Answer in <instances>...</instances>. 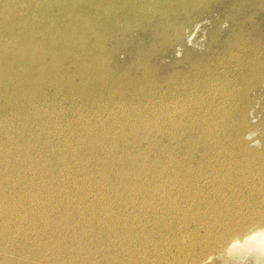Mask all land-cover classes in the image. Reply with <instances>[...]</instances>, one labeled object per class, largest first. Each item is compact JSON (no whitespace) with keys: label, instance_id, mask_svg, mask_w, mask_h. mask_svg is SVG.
I'll return each mask as SVG.
<instances>
[{"label":"bare ground","instance_id":"bare-ground-1","mask_svg":"<svg viewBox=\"0 0 264 264\" xmlns=\"http://www.w3.org/2000/svg\"><path fill=\"white\" fill-rule=\"evenodd\" d=\"M100 1H104V0H0V104L4 102L5 96H7L6 98H8V99H13L12 101H14V103H15L13 108H15V106H16L15 112L23 114V117H22L23 120L22 121L24 123V124H22L23 127H20L19 125H14L13 128L14 129L23 128L22 129L23 131L24 130H31L32 131V129H34V128L35 129H37V128L41 129L42 128V130H46L45 128H47V127L44 126L43 124H40V125L36 124L37 115L31 114V112L29 110L26 113H22L23 111L21 110L20 107L23 106L24 102L18 103V101L14 100V99L22 96V97H27L28 102L30 104H33V103L36 104L38 102L40 103L41 97L34 99L35 97L33 98V94H36L37 92H42V90H43V92H45V97H47V98L49 97L52 99L51 100L52 104L54 102H59L60 100H68V98L71 99L72 92H75V90L78 89V86L76 84V83H78V82H76V78H78V76L81 78L82 83L88 82L90 85L95 87L94 92L97 91L96 88H99V90H102L99 93V96L101 98H107V99L114 98L117 100H119V98H120L121 101H126L125 100V99H127L126 96L129 94L134 95V93H135V94H140L141 96L151 95V96L158 99V102H157L158 106L156 105L157 107L154 108V110L153 109L152 110L154 111V116H156V118L159 121V125H158V129H157L158 130L157 137H155V138H157V140L155 139L156 142L154 143V139H153L150 142V146H148L145 149L149 150L153 153H154V151H156L157 158L154 161L153 165H149L146 162L149 154L147 152H144V150H142V152L139 151L140 153L138 152V153L134 154V156H133L131 153L132 148L130 146L132 144L131 143L128 144L129 142L128 143L125 142L126 141L125 136L128 135L129 133L128 134L125 133L126 135L124 137L121 136L122 134H117V136L115 135V136H113V138L108 139L107 143L111 145V148H110L111 150L106 155L110 156L111 159L115 158L113 153H115L116 149L118 150V148L121 146H123L125 149H123V154L118 157L119 161H116L114 159L113 161H111L112 163H110L109 166L102 168L104 172L99 174L100 178L114 181V178H112V175H114L113 172H119V173H120V171L123 172V170H125V167L123 165H125L127 167H129V166L130 167H133V166L136 167L135 168L136 170L134 169L135 171H133V170H132L133 172H130V170L125 171L122 174L120 173L121 174L120 176L116 173L119 176V178L122 179V181L118 184V186H112V184H111V188H109V189H108V187H104L106 190H108L109 194L112 193L115 196H117L116 199L112 201L113 204L117 202L119 205L123 204V205L130 206V209L131 208L134 209V213L130 211L132 213L130 215V214H127L128 212L127 213L125 212L124 216L121 218H119V217L112 218L113 215H110L109 220L106 217L108 215L107 213L105 215L99 216V217H97L98 215L95 214L96 217L98 218V221H102V223L108 222L109 227L105 228V229L104 228L100 229L97 231V233L92 232V234H90L88 231H87L88 233L87 232H85V233L81 232L82 234H76L74 232V230L73 231L68 230V232L71 233V235L69 234L68 237H64L66 240L64 238H61V237L58 238L56 236L58 239L55 240V244H56L55 247L53 246L55 244L44 243V241H43L44 244L41 245V243H40L38 246H33V247H28L27 244L26 245L23 244V246L19 247L16 244V246L18 248H12V246H11V248L13 249V252L12 251L8 252V249L10 247H7V245H6V247L8 248V249L6 248L7 252L8 253L12 252V254L16 255V258H14L16 260L7 259V257H9V256H7L5 258V256H4L5 254H4L3 256H0V264H137V262L133 259H135L134 257H136L139 254V252L143 251V253L144 252L146 254L150 253V255H151L152 254L151 252L153 251V253L155 252V254H158L157 252H158V249L160 250V248H159L160 246H162V245H163V247L168 246L167 242L163 241V240L162 241L158 240V242L154 243V241H156V240H154V238H158V234H162L163 232H166L167 234H169V236L173 237L174 240H178V236L180 234H181L180 241L184 240V237L186 235L188 237L187 239L192 240L190 243L191 250L194 249L195 245H196V247L191 252V254L189 255L191 262H197L198 263V262L203 261V259L205 260L206 258H208L207 255H210L208 253L213 248H218V250L220 249L219 250L220 253L224 252L225 255L227 254V258L243 259L246 256H248V257L253 256L254 257L253 259H255V261L257 263L264 264V224H263L264 210L262 212H258V213L255 212L257 214V216H256L257 218H249L248 216H243V217L241 216L238 219L235 217V216H237V214H235V213L240 212L241 209L239 211H236V212L233 210L229 216L227 215L228 213L226 214L228 217H231V220H229L230 222H226V221L224 222L223 220H225V219L221 220L220 218H219V220L205 221L206 216H205V213H203V211H204L203 209L205 208V206L208 208V210L212 209L211 212H214V211L216 212L217 210H219V208H221V205H222V201L217 203V204L213 202L216 205L213 206L212 208H210V206H212V202H207V199L209 197H207L206 195L209 193H207L206 190H208L207 187H208V184L211 183V181H209V179L207 177V175H208L207 171H209V168L207 169V171L205 169L210 164H212L211 162H213V161L214 162L217 161L218 163L222 162V161H220L223 157V154L221 152L222 149L220 150V146H221L220 142H221V134H224V133L220 134L219 126H220V124H222V122H223L222 118H224V116H230V117L232 116V118L233 117L237 118L236 119L237 123L234 122V125H233V127L235 129L232 130V131H234V134H231L230 138H232V140H233V136H234L235 142H237L240 146L243 147L242 150L245 153H247V155H250L252 157L259 156L257 158H259L260 160L264 159L263 152L258 153V155H257L256 152H258V150L254 149L248 145L249 142L246 141L247 140L245 137L246 135L245 136L242 135L243 133L241 131L245 127H248V124H249L248 123L249 121H247V111L245 109L246 104H247V102H245V101L249 100L247 98V93H248L249 89L251 87H253V85L257 84L254 81H259V80L264 79V59L262 58V55H264V49L261 48L260 52H257V50H254L253 52H251L249 49H247V47L252 45V44H250V42H249V44H250L249 46H248L247 42H244V45H243L244 47H242L240 45V41H238L237 47H235L234 45H236V44H227L226 43L227 41L225 40L221 45L219 44L220 46L212 47L213 48L212 56L209 57L208 59L189 57L188 58V65H189L188 70L179 69V70H176L174 73L169 74L170 72L165 73V71H163V69L160 66H158V65L156 66L154 64V76L149 77V73H147V70L150 69V68H148L150 66L149 65V63L151 62L150 60L152 59L153 56L157 55L160 51L156 47H154V44H153V47H150V44H149L147 46V52H145L143 50L145 48H143V46L140 45L138 48H134V50H135L134 53L137 52L139 54V55L137 54L136 60H133V62L130 65L128 63L119 64L118 62H116L115 53L119 49H121L123 46L122 45L123 43H121V41L119 39L121 37V35L130 36V34H132L133 32H139L140 31L145 37H147V40L149 43L150 42L155 43V41H158L156 39V37H159L158 39H161L163 41L162 42L163 44H165L167 46L168 45L169 46L174 45V43H176L180 39V29L178 28L176 23H175V25L172 26V24H169V21H164L163 17H164V19L167 17L171 20H174L178 16H176V17L172 16L171 13H175L177 7H180L182 5H186V7H183L181 10H182V13L189 14V13H191L192 10H196L197 8L204 5L209 0H117L118 2L116 5H112V6L110 5V7L106 8V9L103 8V5H102L103 3ZM108 1L110 4L116 3L115 0H108ZM145 2H150V4L153 5L152 6L153 8H151V9L148 8L146 6ZM242 3L243 2L241 1V4ZM154 4H156V5H154ZM231 4H233V0H228V2L226 3V6H230ZM237 4L235 1V5H237ZM163 5H165V7L161 9V7H163ZM76 7H78L79 9L87 8L90 15H88V17H86L84 15L85 13L84 14L82 13V15L79 14L76 10ZM53 8H54V10L57 8L56 14H51L53 11ZM151 17L152 18H154V17L155 18H157V17L161 18V20L159 19L160 21H158L156 23V24H159V26H154V27H156L157 30H155L154 28H151V26L149 28L150 24H148L146 26L145 22H143V21L149 20ZM169 19H167V20H169ZM56 20H58L59 22H57ZM161 21H163V22H161ZM155 22H156V20H155ZM165 22L166 23L168 22V24H166ZM43 23H45V24L51 23V26L61 25L63 27V30H61L60 32L59 31H56L54 33L51 32V37H53V39H54L53 43L48 38L49 36L48 37L42 36V29H44V28H42ZM170 25L172 28H170ZM241 26H243V25H241ZM62 27H60V28H62ZM169 28H170V30H172V33L171 34L169 33L170 35L166 34V30ZM45 34H47V33H45ZM107 40L115 41L113 47H111V48L106 47L105 42ZM158 42H160V41H158ZM162 43L160 44V46L162 45ZM176 44H178V43H176ZM140 54H142V56ZM140 56L143 58L144 63L140 62V61H142ZM148 71H151V70H148ZM148 78L151 79V81H152L151 84L154 83V89L149 88V89H145L146 91H142V90L140 91L139 88L135 87V85H138V84L142 85V84L148 83L149 82ZM215 82H217V85L215 87H212ZM129 86H130L129 92L124 91ZM4 87H6V88H4ZM86 88H88V87L86 86ZM79 92H80V90H79ZM258 92H259V90H258ZM90 95H91V91L89 89V91L86 94V97L89 98ZM81 98H84V97H81ZM258 98H257V100H258ZM8 101H11V100H8ZM227 103L229 104V106H227ZM3 107H5L4 103L1 104V108H3ZM34 107H35V105L33 106V108ZM222 108H223V111H221ZM139 111H141V110H139ZM124 113H122V114H124ZM221 114H223V115H221ZM109 115H111V114H109ZM174 115L179 116V118H174L175 117ZM53 116L55 118V115H53ZM220 117H221V119H220ZM102 118H104V117H102ZM194 118H197V120ZM126 119H127V117H126ZM162 119H163V121L165 119L168 122L165 126L163 125L165 123V121L163 124L161 122ZM137 120H138V118H137ZM145 120L149 121L150 119L149 120L145 119ZM4 121H5V119H4ZM130 121L131 120H129V122ZM101 122H103V121H101ZM151 122H149V123H151ZM1 123H2V121H1ZM142 123H143V121H142ZM12 124H13V122H12ZM140 124H139V126H140ZM156 124H154V125H156ZM65 125H67V124H65ZM83 125H85V124H83ZM136 125L137 124H135L134 126L136 127ZM58 126H60V125H58ZM67 126H69V125H67ZM78 126H80V125H78ZM119 126L123 127L122 124ZM142 126H145V123ZM10 128H11V126H10ZM112 128L113 127H111V129ZM125 128H127V127H125ZM151 128H153V127H151ZM262 128H263V126H262ZM61 129H59V130H61ZM139 129L141 130L140 127H139ZM2 130H4V129H2ZM19 130H21V129H19ZM92 130H94V129H92ZM113 130H116V129H113ZM136 130H138V129H136ZM49 131H50V129H49ZM193 131H201L202 133H204V135H203L204 138L201 139V141H203L202 143L199 144V143L195 142L189 136L190 133ZM100 132H97V133H100ZM119 132H121V130ZM131 132H133V131H131ZM185 132H187V133H185ZM114 133H115V131H114ZM144 133L146 134L145 131H144ZM5 134H7V132ZM70 134H72V132ZM108 134H109V132H108ZM150 134H152V133H150ZM45 135H47V134H45ZM57 135H59V134H57ZM91 135H92V133H91ZM163 135H165L167 140H168V143L166 145H164V143H162L163 141L161 142L162 138H164ZM138 136L139 135H137V137ZM14 137H16V136H14ZM14 137H12V138H14ZM53 137L55 139V136H53ZM107 137L109 138L110 136H107ZM224 137H226V136H223V138ZM7 138H9V140H10V137H7ZM58 138H60V137H57V139ZM149 138H150V136H149ZM263 138L264 137H262V140H264ZM101 139H103V138H101ZM39 140H40V138H39ZM39 140L37 138H33V141L32 140L31 141L34 143V146H39L40 145L38 143V142H40ZM24 142H22V143H24ZM41 142H43V141L41 140ZM142 142H143V140H142ZM145 142H146V139H145ZM137 143L142 145V143L139 141H137ZM227 143H229V142H227ZM8 144H9V142H8ZM12 144H13V142H12ZM12 144H10V146ZM32 144H31V146H32ZM104 144H105V142L103 140H100V139L99 140L95 139V140L90 141V142L87 141L85 145L82 144V146L84 145L87 147V148H83L84 150L90 149V151H91L90 153L93 154L90 157V155H88V153H87V155L89 156V157H86L87 160H86L85 156L81 157L80 155H78L79 152L78 153L74 152L73 154H70V152L66 153L60 148H56V151H55L54 149L56 146L55 147L51 146L50 151L52 152L54 163H52V165L50 166L49 171L51 172V174H55L56 172H60L61 174L63 173L62 175L59 173L63 177L64 175L67 174V171H68L65 168L67 166V164L73 162L78 157H81L79 159H81L82 161L85 160L87 162L91 161L90 159L94 160V158L95 159L98 158L100 156V153L105 152L104 151L105 148H101L102 146H104ZM230 144H232V143H230ZM60 145H64V144H60ZM75 145H77V144H75ZM69 146L70 145H68V147ZM138 146L139 145H137V147ZM47 147H49V146H47ZM20 150H22V149L20 148ZM20 150H18V151L20 152ZM37 150H38V148H37ZM124 150H126V151L124 152ZM133 150H134V148H133ZM139 150H140V148H139ZM7 151H9V150H7ZM39 151H40V148H39ZM134 151L137 152V150H134ZM260 151H262V150H260ZM9 152H11V151H9ZM1 153H2V151H1ZM20 153L23 154L24 152H20ZM32 153H33V151H32ZM39 153L40 152H38V155H39ZM11 154H9V155H11ZM5 155H7V154H5ZM5 155L4 156L2 155V156L5 158L6 157ZM23 156L27 158V156H25V155H23ZM30 157L31 156H29V158ZM32 157H33V155H32ZM40 157H41V154H40ZM120 157L122 158V160L120 159ZM29 158H27V159H29ZM102 158H104V157H102ZM5 159H4V161H5ZM21 159L23 160V158H21ZM30 160H32V159H30ZM100 160H102V159H100ZM107 160H108V157H107ZM109 161H110V159H109ZM245 162H246V160H245ZM5 163L3 162V164H5ZM206 163H207V165H206ZM227 163H228V161H227ZM240 163H242V161ZM244 163H242V165ZM80 164H81V161H80ZM92 164H94V163H92ZM247 164H248V162H247ZM260 164H261L260 162L254 163L253 166L256 167L257 169H259L261 167ZM242 165H240V166H242ZM78 166H79V164H78ZM100 166H102V165L100 164V161H99L97 165H94L93 171H91V172L88 171L90 181L95 182L96 179L93 180V179H91V177H95L94 175H95V173H98ZM220 167L214 166V168H212L213 171L212 170L211 171L214 172V174H218V172L220 171ZM248 168H250V169L248 170ZM248 168H247V170L250 171L249 172L250 174H252L251 172H254L255 168L254 169L251 167H248ZM86 169H89V167L87 165H86ZM95 169H98L97 172H95ZM223 169H225V168H223ZM223 169H221V171ZM240 170H242V169H240ZM40 171H41V169H40ZM244 171H246V169ZM76 172H77V170H76ZM151 172H154V177L152 176L150 178L149 175L151 174ZM222 172H224V171H222ZM240 172L245 173L243 171H240ZM259 172H261V171H259ZM190 173L195 175V181H193V182L190 179ZM45 174H47V173H45ZM128 174H131V176L133 178L129 182L126 180V178H130L129 176L127 177ZM117 175H115V176H117ZM247 175H245V176H247ZM75 176H76V173H75ZM79 176H80V173H79ZM81 176H83V175H81ZM86 176H85V178H86ZM212 176H214V175H212ZM231 176H233V175H231ZM231 176H229V177H231ZM7 177H8V175H7ZM57 177H56V179H57ZM225 177H226V175H225ZM242 177H243V175H242ZM222 178H224V177H222ZM239 178H240V176H239ZM260 178H261V176H260ZM52 179H54V178L52 177ZM66 179H68V178L66 177ZM200 179H202L201 182H200ZM0 180H2V178H0ZM72 180H74V179H72ZM60 181H61V178H60ZM196 181H199V182L197 183V186H194ZM251 181H252V179H251ZM106 182H109V181H106ZM116 182H119V181H116ZM213 182H214V180H213ZM219 182H220V180H219ZM261 182L264 183L263 180ZM47 183H45V187L43 186L44 188H46ZM95 183L97 184V182H95ZM239 183H241V182H239ZM49 184H50V182H49ZM49 184H48V186H49ZM60 184H61V182H60ZM214 184H216V188H217L218 184L217 183H214ZM231 184H233V183H231ZM256 184H257V182H256ZM97 185H95V186H97ZM108 185H110V184H108ZM241 185H242V187L240 190L233 191L234 194L241 195L240 191L243 188H247V191H249L250 193L254 194L256 192L257 195L264 197V189L263 188L261 189L260 187L256 188L258 185L256 186L255 184H250V182L248 183L247 181L241 183ZM15 186H18V185H15ZM54 186H55V184H54ZM78 186H79V183H78ZM83 186H84V184H83ZM233 186H235V185H233ZM43 187L41 189H43ZM56 187L57 186H55V189H56ZM88 188H89V186H88ZM92 188H94V186ZM80 189H81V187H80ZM211 189H212V187H211ZM5 190H6V188H5ZM25 190H26V188H25ZM229 190H230V188H229ZM47 191H48V188H47ZM51 191H53V190H51ZM221 191H219V192H221ZM225 191H227V190H225ZM225 191H224V193H225ZM6 192H7V190H6ZM12 192H14V190ZM55 192L57 193V191H55ZM60 192L61 191H59V193ZM88 192L90 193V190ZM97 192H98V190H97ZM99 192H100V189H99ZM19 193H21V192H19ZM32 193H34V192H32ZM4 194L9 195L11 193H9V194L4 193ZM16 194H17V192H16ZM45 194H46V191H45ZM58 194H56V195H58ZM67 194H68V192H67ZM98 194H100V193H98ZM210 194H214V193H210ZM29 195H30V192H29ZM105 195H106V193H105ZM103 196H104V194H103ZM244 196H246V195H244ZM251 196H252V194H251ZM19 197H20V195H19ZM52 197H53V195H52ZM86 197H84V198H86ZM89 197H88V200L91 199ZM96 197H97V195H96ZM2 198L3 197H1V199ZM15 198H17V196ZM29 198H32V197H29ZM149 198H151V200H149ZM33 199H34V197H33ZM97 199H99V198H97ZM212 199H214V198H212ZM23 201L25 202L26 200H23ZM106 201L110 202V201H108V199ZM2 202H4V201H2ZM249 202H250V200H249ZM9 203H10V201H9ZM61 203H62V201H61ZM241 203H243V202H241ZM256 203H258V202H256ZM11 204H12V202H11ZM100 204H102V206ZM100 204L97 201L93 202L92 204L89 205L90 206L89 211H92L94 213H100V215L104 214L105 212H109V209L107 208V206L109 205L108 203H107L108 205L104 202H102ZM219 204H221V205H219ZM7 205L8 204H5L3 206H7ZM27 206H25V207H27ZM76 206H77V204H76ZM103 206H105V207H103ZM138 206H139V210H137ZM241 206L243 208V205H241ZM255 206H256V204H255ZM144 207H146V209H145L146 211H149L148 214L145 212L147 215H142L143 213L141 214L142 211H140V210H141V208H144ZM227 207H228V204H227ZM227 207H226V210H227ZM249 207H250V205H249ZM104 208H106V209H104ZM119 208H120V206H119ZM228 209L230 210L231 208L228 207ZM234 209H235V207H234ZM110 210H112V208ZM17 211H19V210H17ZM25 211L27 212V208ZM112 211H114V210H112ZM222 211H223V208H222ZM222 211L220 210V212H222ZM242 211H244V208ZM245 211L247 212V210H245ZM217 213H216V215L219 214V213L218 214ZM255 213H253V214H255ZM77 214H79V213H77ZM117 214H118V212H117ZM233 214L235 216H233ZM95 215H94V217H95ZM216 215L214 218H218V217H216ZM21 216H23V215H21ZM66 216H68V215H66ZM86 216H87V213H86ZM249 216H251V215L249 214ZM69 217H72V216L70 215ZM219 217H221V216H219ZM23 218H25V217H23ZM28 219H29V217H28ZM26 222H27V219H26ZM44 222H45V220H44ZM90 222L91 221L89 220V224L87 226V229L91 230L93 225ZM37 223H38V221H37ZM22 225L23 224H21V226ZM102 225L103 224H101L100 226H102ZM216 225H218L219 227L221 226V228H222L220 230L218 228V230H219L218 232L216 229ZM254 225H256V227ZM35 227H36V225H35ZM83 227H85L84 224H83ZM193 227H204L207 235L204 236L202 233L200 235H195V232L200 231L201 229H199V228L195 229ZM18 228H20V227H18ZM20 229H22V228H20ZM52 229H54V228H52ZM97 229H98V227H97ZM8 230H10V229H8ZM25 230H27V229H25ZM168 230H170L171 232L168 233L167 232ZM36 231H38V230H36ZM240 231H241V233H240ZM1 232H3V231H1ZM28 232H29V230H28ZM66 232H67V229H66ZM220 232H223V233L220 234ZM7 233H9V232H7ZM17 235L19 237V234H17ZM51 235H53V233H51ZM6 236H5V238H6ZM27 236L29 237V235H27ZM15 237H16V235H15ZM21 237H23V236H20V238ZM34 237H37V236H34ZM62 237H63V233H62ZM12 238H13V236H12ZM30 238H31V236H30ZM40 239H41V235H40ZM10 240H14V239H10ZM19 240H21V239H19ZM32 241H35V240H32ZM53 241H54V239H53ZM2 242H4V241H2ZM7 242H9V240ZM10 242H12V241H10ZM154 244L158 245V246L160 245V246L157 248V246H155ZM32 245L30 244L29 246H32ZM174 245L178 246L181 249V246L178 245V242L175 243ZM174 245H173V247H174ZM3 246H2V248L0 247L2 249V251L5 248V247L3 248ZM196 249H198V250L195 251ZM177 251H178V249H177ZM166 253L167 252H165V254ZM66 254H70V256L67 257ZM140 254H142V253H140ZM140 254L138 256H140ZM165 254L163 256H165ZM217 254H218V252H217ZM127 256H128V258H127ZM161 256H159V257H161ZM167 257H169V256H167ZM143 258H144V256H143ZM151 259H153V258H151ZM155 260H158V258ZM160 260L162 262V259H160ZM143 261H144V263H142V264H145L146 260L143 259ZM163 261H165V259ZM154 263H155V261H154ZM138 264H141V263H138ZM146 264H148V263H146ZM156 264H158V262Z\"/></svg>","mask_w":264,"mask_h":264},{"label":"rangeland","instance_id":"rangeland-1","mask_svg":"<svg viewBox=\"0 0 264 264\" xmlns=\"http://www.w3.org/2000/svg\"><path fill=\"white\" fill-rule=\"evenodd\" d=\"M235 1L236 4L235 5ZM238 1V2H237ZM241 1L243 2L241 4ZM233 0V4H231L230 6H226V3L228 2V0H209L208 2H206L204 5H202L201 7L197 8L196 10H192L191 13L189 14H184L182 13V8L186 7V5H182L180 7L176 8V12L175 13H171L172 16H178L176 19L171 20L169 18H165L163 17L164 21H169V24H172L178 26V28L180 29V39L174 43V45H165L163 44L161 39H158L159 37H156V39L158 41H155V43H149L147 40V37H145L140 31L139 32H133L132 34H130V36L128 35H121V37L119 38L121 43H123L122 48L119 49L116 53H115V58H116V62H118L119 64H126L128 63L129 65L133 62V60H136V56H137V52L134 53V48H138L140 45L143 46V49L145 52H147V46L150 44V47H156L160 52L153 56L152 59L150 60L151 62L149 63V67L151 71L147 70V73H149V77L154 76V64L157 66H160L163 71H165V73L170 72L169 74L174 73L176 70L182 69V70H188L189 65H188V58L192 57V58H202V59H208L209 57L212 56V47L215 46H220L225 40L227 41V44H236L234 45L235 47H237V43L238 41H240V45L242 47H244V42L248 43V46L250 44L249 47H247V49H249L251 52H253L254 50H257V52H260L261 48L264 49V0ZM261 1V2H260ZM103 4V8H108L110 7V5H116L117 4V0H115L116 3L114 4H110L108 0H104V1H100ZM251 2V3H250ZM257 2V3H256ZM260 2V3H259ZM146 6L148 8H153L152 4H150V2H145ZM151 5V6H150ZM156 5V4H154ZM169 5V4H168ZM235 5V6H234ZM150 6V7H149ZM234 6V7H233ZM240 6V7H239ZM165 5H163L162 8H164ZM239 7V8H238ZM57 9V8H56ZM56 9L53 11L51 14H56ZM239 9V10H238ZM246 9V10H245ZM76 10L79 14L82 15V13L88 17L89 12L87 10V8L85 9H79L78 7H76ZM234 11V12H233ZM241 11V12H240ZM230 13V14H229ZM245 13V14H244ZM46 14V13H45ZM228 14V15H227ZM83 15V16H84ZM158 16V15H157ZM248 17V18H247ZM47 18V17H46ZM60 19V18H59ZM161 18H150L149 20L143 21L145 22L146 26L148 24L149 28L151 26V28H154L155 30L156 27L154 26H159V24H156L158 21H160ZM169 19V20H167ZM253 19V20H252ZM156 20V22H155ZM178 20V21H177ZM235 20V21H234ZM57 22H59L58 20H56ZM177 21V22H176ZM233 21V22H232ZM239 21V22H238ZM163 22V21H161ZM174 22V23H173ZM179 22V23H178ZM238 22V23H237ZM61 23V22H60ZM166 23V22H165ZM243 25V26H241ZM156 24V25H155ZM168 24V22L166 23ZM50 25V26H49ZM238 27H237V26ZM51 27V28H50ZM61 25L59 26H51V23L42 24V28H46L45 30L42 29V36L44 37H48L51 42L53 43V37H51V32L54 33L56 31H61L63 30V27ZM50 28V29H49ZM170 28L171 25H170ZM167 29L166 30V34H171L172 30ZM53 29V30H52ZM56 29V30H55ZM44 30V31H43ZM65 30V29H64ZM238 30V31H237ZM47 33V34H45ZM235 33V34H234ZM241 33V34H240ZM243 33V34H242ZM169 34V35H170ZM234 35V36H233ZM243 35V36H242ZM242 36V37H241ZM123 37V38H122ZM125 37V38H124ZM241 37V38H240ZM125 39V40H124ZM124 40V41H123ZM232 40V41H231ZM243 40V41H242ZM237 41V42H236ZM115 41H110L107 40L105 42L106 47H113ZM125 42V43H124ZM250 42V44H249ZM162 43V45L160 46V44ZM220 44V45H219ZM255 46H254V45ZM160 48H159V47ZM252 46V47H251ZM131 47V48H130ZM246 47V46H245ZM255 48V49H254ZM137 50V49H136ZM132 51V52H131ZM134 55V56H133ZM139 55V54H138ZM142 56V54H140ZM140 56L141 60L140 62L144 63L143 58ZM262 58L264 59V55H262ZM127 64V65H128ZM145 65V64H144ZM142 68V67H141ZM143 69V68H142ZM133 71V70H132ZM153 79V78H152ZM81 78L78 76V78H76V83L78 86V89L75 90V92H72L71 94V99L68 98V100H60L59 102H54L52 104L51 102V98H47L45 97V92H37L36 94H33V98L37 99L39 97H41V102L36 103V104H30L28 102V98L27 97H17L14 100H17L18 103H23V106L20 107L21 110L23 111L22 113H26L28 110L31 112V114H35L37 115L36 117V124L40 125L43 124L44 126H46L47 128H45L46 130H42V128L39 130L37 129H32L31 130H22L23 128H19V129H14L13 126L14 125H19L20 127H23L22 124L23 123V114L15 112L16 111V106L15 108H13V106L15 105L14 101H12L13 99H8L6 98L7 96L4 97V104L5 107L1 108V103L0 104V153L2 151V155H5L6 159L0 154V178H2V180H0V199L1 197H3L0 200V247L2 248L3 246V251L0 248V256H5V258L7 256V259H14L16 258V255L12 254L13 249L12 248H18L17 246H23V244H27L28 247H33V246H38L40 243L41 245L44 243H50V244H55V240L58 238H64V237H68L69 234L71 235V233L68 232V230H74V232L76 234H82L85 232H89L90 234L93 233H97L98 230L100 229H105L109 227V223L108 222H103L102 221H98L99 216H103L106 213L108 214L106 217L109 220L110 215H113L112 218L114 217H123L124 213L128 212L127 214H132L131 212L134 213V209L131 208L130 206L127 205H123V204H118L116 203H112L113 200L116 199L117 196H115L112 193H108V190H106L104 187H108L111 188V184L112 186H118V184L122 181L121 178H119V176L125 172V171H129L133 172L135 171L136 167H127L125 165H123L125 167V170L120 171L119 172H113L114 175H112V178H114V181L111 180H106V179H102L100 178V173L104 172L102 168L109 166L110 163H112L111 161H113L114 159L116 161H119V156H121L123 154V149H125L123 146L119 147L118 150H115V153H113V155L115 156L114 159H111L110 156L106 155L111 149V145L107 143L108 139L113 138V136H117V134H122L121 136H125L126 137V141L125 142H129L128 144H132L131 146V153L134 156V154L138 153L139 151L142 152V150H144V152H147L148 155V159H147V163L149 165H153L154 161L157 158L156 155V151L151 152L149 150H146L145 148H147L148 146H150V142L154 139V143L156 142L157 138V133H158V125H159V121L156 118V116H154V108H156L158 106V99L151 96V95H144L141 96L140 94H135L134 95H127V99H125L126 101H121V99L119 98V100L111 98V99H107V98H101L99 96V93L102 90H99V88H96L97 91L94 92L95 87H93L92 85H90L88 82H83ZM148 83L145 84H138L135 85V87L139 88L140 91H146L145 89H149V88H153L154 89V83L151 84V79H149ZM257 84H255V83ZM253 83L255 85H253V87H251L247 93V98L249 100H246L245 102H247L246 104V111H247V121H249L248 123V127H245L244 129H242V135H246V141L249 142V146L257 149L258 153L263 152L264 155V140H262V137H264V79L259 80V81H254ZM86 83V84H85ZM89 84V85H88ZM217 85V82H215L213 84L212 87H215ZM86 86L88 88H86ZM255 86V87H254ZM145 87V88H144ZM6 88V87H4ZM84 88V89H83ZM129 87H127V89H125L124 91H128L129 92ZM91 91V95L89 98L86 97L87 92ZM80 90V92H79ZM82 90V91H81ZM85 90V91H84ZM88 90V91H87ZM259 90V92H258ZM45 91V90H44ZM74 91V90H73ZM93 91V92H92ZM140 93V92H139ZM47 94V93H46ZM85 96H84V95ZM9 96V95H8ZM76 96V97H75ZM133 96V97H132ZM148 96V97H147ZM84 97V98H81ZM258 100H257V98ZM76 98V99H75ZM43 99V100H42ZM11 100V101H8ZM98 100V101H97ZM260 100V101H259ZM48 101V102H47ZM79 101V102H78ZM130 101V102H129ZM135 102V103H134ZM244 102V103H245ZM9 103V104H8ZM78 103V104H77ZM80 103V104H79ZM39 104V105H38ZM35 105V107L33 108V106ZM60 105V106H59ZM150 105V106H149ZM157 105V106H156ZM9 106V107H8ZM227 106H229V104L227 103ZM42 107V108H41ZM63 107V108H62ZM79 107V108H78ZM182 107V106H181ZM8 108V109H7ZM23 108V109H22ZM33 108V109H32ZM46 108V109H45ZM57 108V109H56ZM147 108V109H146ZM61 109V110H60ZM141 111H139V110ZM146 109V110H145ZM153 109V110H152ZM37 110V111H36ZM42 111V112H41ZM109 111V112H108ZM221 111H223V108L221 109ZM36 112V113H35ZM50 112V113H49ZM88 112V113H87ZM125 112V113H124ZM140 112V113H139ZM12 113V114H11ZM54 113V114H53ZM59 115H58V114ZM113 113V114H112ZM124 113V114H122ZM131 113V114H130ZM150 113V114H149ZM39 114V115H38ZM44 114V115H43ZM111 114V115H109ZM19 115V116H18ZM55 115V118L54 116ZM87 115V116H86ZM116 115V116H115ZM118 115V116H117ZM122 115V116H121ZM127 115V116H126ZM153 115V116H152ZM223 115V114H221ZM53 116V117H52ZM86 116V117H85ZM104 118H102V117ZM129 116V117H128ZM174 118H179V116L174 115ZM235 116V115H234ZM40 117V118H39ZM52 117V118H51ZM94 117V118H93ZM98 117V118H97ZM115 119H114V118ZM127 117V119H126ZM133 117V118H132ZM42 118V119H41ZM50 118V119H49ZM86 118V119H85ZM138 118V120H137ZM152 118V119H151ZM166 118V117H165ZM5 119V121H4ZM53 119V120H52ZM73 119V120H72ZM85 119V120H84ZM90 119V120H89ZM141 119V120H140ZM145 119H150L149 121L145 120ZM197 120V118H194ZM221 119V117H220ZM219 119V120H220ZM236 117L232 116H224V118H222L223 122L222 124H220L219 126V130H220V134H221V142H220V150L223 154V157L220 161V163L216 162H211L212 164H210L208 167H206V171L209 168L208 172V179L209 181H211V183L208 184V190L206 196L209 197L207 199V202H212V206H210V208H212L213 206H215L217 203L222 201V205L221 208H219V210H217L215 213L211 212L212 209L208 210V208L205 206V208L203 209V213H205V221H214V220H219V218L221 220H223L224 222H230L229 220H231V217H228L232 211L234 210L239 211L235 214H237V216H235L233 214V216H235L237 219L239 217H243V216H248L249 218H257V214L258 212H262L264 210V197L257 195L256 192L250 193L249 191H247V188H243L240 192L241 195H236L234 194L233 191L235 190H240L242 185L241 183L247 181L248 183L250 182V184H255L257 187L256 188H263L264 189V183L261 182L262 180L264 181V159H259L257 157H252L250 155H247V153H245L242 150V146H240L237 142H235L234 136H233V140L232 138H230L231 134H234V130L235 128L233 127L234 122H236ZM50 120V121H49ZM58 120V121H57ZM75 120V121H74ZM129 120H131L129 122ZM135 120V121H134ZM154 120V121H153ZM201 120V119H200ZM2 121V123H1ZM48 121V122H47ZM85 121V122H84ZM88 121V122H87ZM103 121V122H101ZM143 121V123H142ZM152 121V122H151ZM158 121V122H157ZM165 121V123H164ZM162 119V124L165 126L168 122L164 119ZM232 121V122H231ZM13 122V124H12ZM20 122V123H19ZM47 122V123H46ZM61 122V123H60ZM65 122V123H64ZM78 122V123H77ZM95 122V123H94ZM110 122V123H109ZM112 122V123H111ZM132 122V123H131ZM137 122V123H136ZM148 122V123H147ZM151 122V123H149ZM7 123V124H6ZM19 123V124H18ZM70 123V124H69ZM87 123V124H86ZM126 123V124H125ZM145 123V126H142ZM153 123V124H152ZM157 123V124H156ZM232 123V124H231ZM50 126H49V125ZM54 124V125H53ZM57 124V125H56ZM69 126H67V125ZM85 124V125H83ZM89 124V125H88ZM93 124V125H92ZM107 124V125H106ZM117 124V125H116ZM119 126V125H121ZM135 124L136 127L134 126ZM140 124V126H139ZM156 124V125H154ZM49 127H48V126ZM60 125V126H58ZM80 125V126H78ZM112 125V126H111ZM116 125V126H115ZM128 125V126H127ZM133 125V126H132ZM227 125V126H226ZM5 126V127H4ZM11 126V128H10ZM75 126V127H74ZM84 126V127H83ZM96 126V127H95ZM131 126V127H130ZM138 126V127H137ZM157 126V127H156ZM263 126V128H262ZM72 127V128H71ZM91 127V128H90ZM98 127V128H97ZM103 127V128H102ZM111 127H113L111 129ZM127 127V128H125ZM139 127L141 128V130L139 129ZM149 127V128H148ZM153 127V128H151ZM11 130H10V129ZM62 128V129H61ZM64 128V129H63ZM66 128V129H65ZM71 128V129H70ZM89 128V129H88ZM122 128V129H121ZM138 130H136V129ZM4 129V130H2ZM6 129V130H5ZM14 129V130H13ZM50 129V131H49ZM54 131H53V130ZM58 129V130H57ZM61 129V130H59ZM94 129V130H92ZM97 129V130H96ZM116 129V130H113ZM127 129V130H126ZM129 129V130H128ZM143 129V130H142ZM147 129V130H146ZM2 130V131H1ZM9 130V131H8ZM70 130V131H69ZM107 130V131H106ZM121 130V132L119 131ZM150 130V131H149ZM154 130V131H153ZM56 131V132H55ZM63 131V132H62ZM84 131V132H83ZM101 131V132H100ZM104 131V132H103ZM115 131V133H114ZM133 131V132H131ZM141 131V132H140ZM144 131L146 132V134L144 133ZM148 131V132H147ZM152 131V132H151ZM226 131V132H225ZM7 132V134H5ZM11 132V133H10ZM19 132V133H18ZM23 134H22V133ZM41 134H40V133ZM48 132V133H47ZM50 132V133H49ZM55 132V133H54ZM72 132V134H70ZM76 132V133H75ZM100 132V133H97ZM106 132V133H105ZM109 132V134H108ZM112 132V133H111ZM135 132V133H134ZM138 134H137V133ZM143 132V133H142ZM232 132V133H231ZM18 133V134H17ZM21 133V134H20ZM27 133V134H26ZM39 133V134H38ZM44 133V134H43ZM52 133V134H51ZM59 135H57V134ZM62 133V134H61ZM92 133V135H91ZM95 133V134H94ZM124 133V134H123ZM126 133V134H125ZM152 133V134H150ZM187 133V132H185ZM230 133V134H229ZM43 134V135H42ZM47 134V135H45ZM107 134V135H106ZM112 134V135H111ZM145 134V135H144ZM189 134V133H188ZM201 134V135H200ZM28 135V136H27ZM33 135V136H32ZM50 135V136H49ZM61 135V136H60ZM63 135V136H62ZM81 135V136H80ZM137 135H139L137 137ZM145 137H143V136ZM194 135V136H193ZM204 133H202L201 131H193L190 133V137L197 143H202L203 141H201V139L204 138ZM262 135V136H261ZM10 137L9 138L7 137ZM16 136V137H14ZM23 136V137H22ZM40 136V137H39ZM43 136V137H42ZM55 136V139L54 137ZM97 136V137H96ZM103 136V137H102ZM107 136H110L109 138ZM132 136V137H131ZM150 136V138H149ZM196 136V137H195ZM201 136V137H200ZM223 136H226L223 138ZM4 137V138H3ZM14 137V138H12ZM20 137V138H19ZM40 140H39V138ZM57 137H60L57 139ZM82 137V138H81ZM84 137V138H83ZM131 137V138H130ZM164 138H162L161 142L164 143V145H166L168 143V140L166 138L165 135H163ZM26 138V139H25ZM32 138V139H31ZM33 138H37L40 142L41 140L43 142H38L40 145L39 146H34ZM45 138V139H44ZM50 138V139H49ZM64 138V139H63ZM74 138V139H73ZM103 138V139H101ZM137 138V139H136ZM230 140H229V139ZM12 139V140H11ZM15 139V140H14ZM22 139V140H21ZM25 139V140H24ZM49 139V140H48ZM60 139V140H59ZM66 139V140H65ZM72 139V140H71ZM85 139V140H84ZM103 140L105 142L104 146H102L101 148H105L104 151L100 153V156L98 158H94L90 159L91 161L87 162V161H82L81 157L85 156L89 157L88 155H90V157L93 155L90 152V149H86L84 150L83 148H87L86 146H84L86 144V142H90L93 140ZM146 139V142H145ZM156 139V140H155ZM227 139V140H226ZM264 139V138H263ZM4 142H3V141ZM8 140V141H7ZM19 140V141H18ZM32 140V141H31ZM50 142H48V141ZM55 140V141H54ZM59 140V141H58ZM69 140V141H68ZM90 140V141H89ZM130 140V141H129ZM135 140V141H134ZM143 140V142H142ZM225 140V141H224ZM21 141V142H20ZM25 141V142H24ZM29 141V142H28ZM46 141V142H45ZM53 141V142H52ZM137 141L141 142L142 145L138 144ZM3 142V143H2ZM9 142V144H8ZM13 142V144H12ZM17 142V143H16ZM24 142V143H22ZM57 142V143H56ZM68 144H67V143ZM77 142V143H76ZM145 142V143H144ZM229 142V143H227ZM16 143V144H15ZM33 143V144H32ZM45 143V144H44ZM52 143V144H51ZM55 143V144H54ZM232 143V144H230ZM235 143V144H234ZM10 144H12L10 146ZM15 144V145H14ZM30 144V145H29ZM32 144V146H31ZM60 144H64V145H60ZM67 144V145H66ZM77 144V145H75ZM82 144H84L82 146ZM229 144V145H228ZM263 144V145H262ZM10 147H9V146ZM68 145H70L68 147ZM108 145V146H107ZM136 145V146H135ZM137 145H139L137 147ZM231 145V146H230ZM254 145V146H253ZM8 146V147H7ZM30 146V147H29ZM49 146V147H47ZM55 147V151L56 148H60L62 149L64 152L73 154L74 152H79L78 155H80L81 157H78L76 160H74L73 162L67 164V166L65 167L67 171V176L64 175L63 177L61 176L62 174L60 172H56L55 174H51V172L49 171L50 166L52 165V163H54V159L52 156V152L50 151V147ZM60 146V147H59ZM24 147V148H23ZM34 147V148H33ZM62 147V148H61ZM229 147V148H228ZM256 147V148H255ZM3 148V149H2ZM9 148V149H8ZM20 148L22 150H20ZM38 148V150H37ZM40 148V151H39ZM70 148V149H69ZM77 148V149H76ZM90 148V147H89ZM100 148V149H101ZM109 148V149H108ZM122 148V149H121ZM137 150L134 151L133 150ZM140 148V150H139ZM262 148V149H261ZM17 149V150H16ZM25 149V150H24ZM44 149V150H43ZM66 149V150H65ZM94 149V148H93ZM107 149V150H106ZM227 149V150H226ZM4 150V151H3ZM11 152H9V151ZM18 150H20V152H24L23 154H21ZM28 150V151H27ZM36 150V151H35ZM262 150V151H260ZM6 151V152H5ZM28 153H27V152ZM33 151V153H32ZM39 155H38V152ZM89 151V152H88ZM121 151V152H120ZM126 150H124L125 152ZM229 151V152H228ZM18 152V153H17ZM84 152V153H83ZM139 152V153H140ZM232 152V153H231ZM12 153V154H11ZM26 153V154H25ZM36 153V154H35ZM49 153V154H48ZM88 153V155H87ZM119 153V154H118ZM11 154V155H9ZM41 154V157H40ZM82 154V155H81ZM155 154V155H154ZM22 155V156H21ZM23 155L27 156V158H29V156H31L29 159H27L26 157H24ZM33 155V157H32ZM87 155V156H86ZM154 155V156H153ZM246 155V156H245ZM8 156V157H7ZM153 156V157H152ZM239 156V157H238ZM249 156V157H248ZM23 158V160L21 158ZM50 157V158H49ZM104 157V158H102ZM108 157V160H107ZM233 157V158H232ZM246 157V158H245ZM248 157V158H247ZM5 161H4V159ZM25 158V159H24ZM3 159V160H2ZM10 159V160H9ZM32 159V160H30ZM48 159V160H47ZM102 159V160H100ZM110 159V161H109ZM120 159L122 160V158L120 157ZM87 160V158H86ZM231 160V161H230ZM244 160V161H243ZM246 160V162H245ZM254 160V161H253ZM5 164H3V162ZM9 161V162H8ZM52 161V162H51ZM81 161V164H80ZM96 161V162H95ZM100 161V164L102 166H100L99 170L95 169V177H91V179L95 180V182H97V184L93 181H90L89 178V172L94 170V165H97L98 162ZM115 161V162H116ZM226 161V162H225ZM228 161V163H227ZM242 161V163H244L242 165V163H240ZM26 162V163H25ZM48 162V163H47ZM83 162V163H82ZM87 162V163H86ZM91 162V163H90ZM248 162V164H247ZM260 162L261 167L259 169H257L256 167L253 166L254 163H258ZM76 163V164H75ZM79 166H78V164ZM94 163V164H92ZM97 163V164H96ZM122 163V162H121ZM124 163V162H123ZM219 165H218V164ZM263 163V164H262ZM20 164V165H19ZM27 164V165H26ZM92 164V165H91ZM117 164V163H116ZM146 164V163H145ZM215 164V165H214ZM233 164V165H232ZM235 164V165H234ZM71 165V166H70ZM77 165V166H76ZM86 165L89 167V169H86ZM90 165V166H89ZM148 165V166H149ZM207 165V163H206ZM242 165V166H240ZM246 165V166H245ZM3 166V167H2ZM69 166V167H68ZM211 166V167H210ZM213 166V167H212ZM214 166H218L220 167V171L218 172V174H214V172H212V168H214ZM228 166V167H227ZM233 166V167H232ZM240 168H239V167ZM263 166V167H262ZM5 167V168H4ZM42 167V168H41ZM72 167V168H71ZM78 167V168H77ZM123 167V168H124ZM127 167V168H126ZM245 167V168H244ZM255 168L254 172H251L252 174H250L248 171L250 168ZM77 168V169H76ZM225 168V169H223ZM234 168V169H233ZM248 168V170H247ZM3 169V170H2ZM5 169V170H4ZM41 169V171H40ZM71 171H70V170ZM77 172H76V170ZM81 169V170H80ZM135 169V170H134ZM138 169V168H137ZM221 169H223L222 172ZM239 169V170H238ZM242 169V170H240ZM246 169V171H244ZM9 170V171H8ZM122 170V169H121ZM133 170V171H132ZM212 170V171H211ZM229 170V171H228ZM232 172H231V171ZM235 170V171H234ZM263 170V171H262ZM43 171V172H42ZM48 171V172H47ZM81 171V172H80ZM89 171V172H88ZM238 171V172H237ZM240 171H243L245 173H242ZM256 171V172H255ZM261 171V172H259ZM73 172V173H72ZM227 172V173H226ZM235 174H234V173ZM35 173V174H34ZM44 173V174H43ZM47 173V174H45ZM61 175H60V174ZM76 173V176H75ZM80 173V176H79ZM119 175H117V174ZM136 173V172H135ZM222 173V174H221ZM226 173V174H225ZM231 173V174H230ZM249 175H247V174ZM25 174V175H24ZM70 174V175H69ZM230 174V175H229ZM5 175V176H4ZM8 175V177H7ZM46 175V176H45ZM50 175V176H49ZM53 175V176H52ZM83 175V176H81ZM87 175V176H86ZM117 175V176H115ZM214 175V176H212ZM222 175V176H221ZM224 175V176H223ZM226 175V177H225ZM228 175V176H227ZM233 175V176H231ZM237 177H236V176ZM243 175V177H242ZM247 175V176H245ZM263 175V176H262ZM31 176V177H30ZM44 178H43V177ZM58 176V177H57ZM61 176V177H60ZM86 176V178H85ZM99 176V177H98ZM130 178H126V180L129 182L131 181L133 178L131 176V174H128L127 177ZM154 177V172H151V174L149 175V177ZM192 176V177H191ZM231 176V177H229ZM240 176V178H239ZM245 176V177H244ZM261 176V178H260ZM27 177V178H26ZM49 177V178H48ZM52 177L54 179H52ZM57 177V179H56ZM61 181H60V178ZM66 177L68 179H66ZM70 177V178H69ZM220 177V178H219ZM224 177V178H222ZM229 177V178H228ZM248 177V178H247ZM263 177V178H262ZM4 178V179H3ZM10 178V179H9ZM48 178V179H47ZM119 178V179H118ZM236 178V179H235ZM248 180H247V179ZM254 178V179H253ZM47 179V180H46ZM71 179V180H70ZM74 179V180H72ZM100 179V180H99ZM190 179L191 181H195V175L190 173ZM222 179V180H221ZM238 179V180H237ZM252 179V181H251ZM261 179V180H260ZM7 180V181H6ZM13 180V181H12ZM45 180V181H44ZM51 180V181H50ZM55 180V181H54ZM57 180V181H56ZM83 180V181H82ZM99 180V181H98ZM102 180V181H101ZM202 179H200L201 182ZM214 180V182H213ZM220 180V182H219ZM233 180V181H232ZM256 180V181H255ZM260 180V181H259ZM15 181V182H14ZM21 181V182H20ZM61 184H60V182ZM85 181V182H84ZM104 181V182H103ZM109 181V182H106ZM119 181V182H116ZM222 181V182H221ZM231 181V182H230ZM237 181V182H236ZM254 181V182H253ZM7 182V183H6ZM18 182V183H17ZM23 182V183H22ZM44 184H43V183ZM48 182V183H47ZM50 182V184H49ZM53 182V183H52ZM58 182V183H57ZM83 182V183H82ZM93 182V183H92ZM199 181H196L194 186H197V183ZM226 182V183H225ZM241 182V183H239ZM257 182V184H256ZM17 183V184H16ZM20 183V184H19ZM45 183L46 184V188L45 187ZM79 183V186H78ZM86 183V184H85ZM105 185H104V184ZM217 183V188H216V184ZM224 183V184H223ZM229 183V184H228ZM233 183V184H231ZM237 183V184H236ZM39 184V185H38ZM49 184V186H48ZM56 189H55V186ZM59 184V185H58ZM66 184V185H65ZM70 184V185H69ZM77 184V185H76ZM84 184V186H83ZM91 184V185H90ZM110 184V185H108ZM212 184V185H211ZM220 184V185H219ZM226 184V185H225ZM228 184V185H227ZM231 184V185H230ZM263 184V185H262ZM13 185V186H12ZM18 185V186H15ZM33 185V186H32ZM63 185V186H62ZM73 185V186H72ZM97 185V186H95ZM215 185V186H214ZM235 185V186H233ZM5 186V187H4ZM12 186V187H11ZM26 186V187H25ZM40 186V187H39ZM44 186V187H43ZM48 186V187H47ZM89 186V188H88ZM91 186V187H90ZM94 186V188H92ZM224 186V187H223ZM15 189H14V188ZM24 187V188H23ZM35 187V188H34ZM37 187V188H36ZM43 187V189H41ZM71 187V188H70ZM81 187V189H80ZM98 187V188H97ZM212 187V189H211ZM240 187V188H239ZM4 188V189H3ZM7 192H6V190ZM13 188V189H12ZM26 188V190H25ZM48 188V191H47ZM51 188V189H50ZM65 188V189H64ZM84 188V189H83ZM215 188V189H214ZM219 188V189H218ZM230 188V190H229ZM234 188V189H233ZM32 189V190H31ZM40 189V190H39ZM45 189V190H44ZM64 189V190H63ZM90 190V193L88 192ZM95 191H94V190ZM100 189V192H99ZM211 189V190H210ZM217 189V190H216ZM223 189V190H222ZM232 189V190H231ZM14 190V192H12ZM21 192V193H19ZM43 190V191H42ZM53 190V191H51ZM98 190V192H97ZM222 190V191H221ZM227 190V191H225ZM229 190V191H228ZM23 191V192H22ZM28 193H27V192ZM43 193H42V192ZM46 191V194H45ZM57 191V193L55 192ZM59 191H61L59 193ZM83 191V192H82ZM103 193H102V192ZM106 191V192H105ZM221 191V192H219ZM225 191V193H224ZM2 192V193H1ZM17 192V194H16ZM30 192V195H29ZM34 192V193H32ZM37 192V193H36ZM41 192V193H40ZM49 192V193H48ZM52 192V193H51ZM58 194V195H56ZM68 192V194H67ZM85 192V193H84ZM88 192V193H87ZM93 192V193H92ZM106 195H105V193ZM216 192V193H215ZM218 192V193H217ZM245 192V193H244ZM4 193H11L9 195L4 194ZM48 193V194H47ZM97 193V194H96ZM100 193V194H98ZM102 193V194H101ZM210 193H214V194H210ZM232 193V194H231ZM4 194V195H3ZM22 194V195H21ZM26 194V195H25ZM33 194V195H32ZM85 194V195H84ZM89 194V195H88ZM104 194V196H103ZM217 194V195H216ZM252 194V196H251ZM13 197H12V196ZM20 195V197H19ZM35 195V196H34ZM53 195V197H52ZM64 195V196H63ZM66 195V196H65ZM81 195V196H80ZM88 195V196H87ZM97 195V197H96ZM210 195V196H209ZM216 195V196H215ZM236 195V196H235ZM246 195V196H244ZM11 198H10V197ZM17 196V198H15ZM83 196V197H82ZM87 196V197H86ZM90 196V197H89ZM94 196V197H93ZM153 196V195H152ZM222 196V197H221ZM32 197V198H29ZM34 197V199H33ZM52 197V198H51ZM57 197V198H56ZM61 197V198H60ZM76 197V198H75ZM79 197V198H78ZM82 197V198H81ZM86 197V198H84ZM88 197L91 198L88 200ZM102 197V198H101ZM108 199L107 202L106 198ZM244 197V198H243ZM247 197V198H246ZM8 198V199H7ZM64 200H63V199ZM99 198V199H97ZM113 198V199H112ZM214 198V199H212ZM243 198V199H242ZM13 199V200H12ZM18 199V200H17ZM33 199V200H32ZM40 199V200H39ZM58 199V200H57ZM60 199V200H59ZM83 199V200H82ZM86 199V200H85ZM12 200V201H11ZM21 200V201H20ZM23 200H26L25 202ZM68 200V201H67ZM85 200V201H84ZM149 200H151V198H149ZM212 200V201H211ZM240 200V201H239ZM250 200V202H249ZM254 200V201H253ZM4 201V202H2ZM10 201V203H9ZM17 201V202H16ZM35 201V202H34ZM59 201V202H58ZM62 201V203H61ZM82 201V202H81ZM97 201L99 204L104 202V203H108L107 208L109 209V212H105L104 214L100 213H94L92 211H89L90 209V204H92L93 202ZM101 201V202H100ZM205 201V200H204ZM216 201V202H215ZM12 202V204H11ZM20 202V203H19ZM27 202V203H26ZM64 202V203H63ZM66 202V203H65ZM77 202V203H76ZM79 202V203H78ZM86 202V203H85ZM153 202V201H152ZM216 204H214V203ZM225 202V203H224ZM243 202V203H241ZM255 202V203H254ZM258 202V203H256ZM260 202V203H259ZM16 203V204H15ZM23 205H22V204ZM69 203V204H68ZM151 203V202H150ZM243 205L244 211L242 206ZM249 203V204H248ZM5 204H8L7 206H3ZM10 204V205H9ZM21 204V205H20ZM25 204V205H24ZM30 206H29V205ZM36 204V205H35ZM77 204V206H76ZM209 204V203H208ZM226 204V205H225ZM231 208L230 210L227 207ZM256 204V206H255ZM263 204V205H262ZM28 205V206H27ZM59 205V206H58ZM62 205V206H61ZM66 205V206H65ZM88 205V206H87ZM102 206V204H100ZM117 205V206H116ZM120 208H119V206ZM231 205V206H230ZM250 205V207H249ZM14 206V207H13ZM21 206V207H20ZM27 206V207H25ZM61 206V207H60ZM84 206V207H83ZM110 206V207H109ZM115 206V207H114ZM123 206V207H122ZM125 206V207H124ZM241 206V207H240ZM3 207V208H2ZM10 207V208H9ZM13 207V208H12ZM25 207V208H24ZM44 207V208H43ZM64 207V208H63ZM105 207V206H103ZM117 207V208H116ZM225 207V208H224ZM227 207V210H226ZM235 207V209H234ZM27 208V212L25 211ZM30 208V209H29ZM35 208V209H34ZM46 208V209H45ZM66 208V209H65ZM88 210H87V209ZM112 208V210H110ZM151 208V207H150ZM207 208V209H206ZM223 208V211H222ZM257 208V209H256ZM4 209V210H3ZM29 209V210H28ZM64 209V210H63ZM106 209V208H104ZM124 209V210H123ZM146 207L141 208L140 211L142 215H147L149 213V211L145 210ZM149 209V208H148ZM225 209V210H224ZM259 209V210H258ZM261 209V210H260ZM7 210V211H6ZM19 210V211H17ZM47 212H46V211ZM57 210V211H56ZM87 210V211H86ZM139 210V206L138 209ZM136 210V211H137ZM220 210L222 212H220ZM247 210V212L245 211ZM116 211V212H115ZM131 211V212H130ZM208 211V212H207ZM210 211V212H209ZM230 211V212H229ZM10 212V213H9ZM76 212V213H75ZM81 212V213H80ZM112 212V213H111ZM118 212V214H117ZM147 214H146V213ZM196 212V211H195ZM219 214H218V213ZM226 212V213H225ZM243 212V213H242ZM249 212V213H248ZM256 212V213H255ZM20 213V214H19ZM30 213V214H29ZM69 213V214H68ZM71 213V214H70ZM79 213V214H77ZM87 213V216H86ZM90 213V214H89ZM94 213V214H93ZM216 213L218 215H216ZM223 213V214H222ZM228 213V214H227ZM255 213V214H253ZM5 214V215H4ZM8 214V215H7ZM89 214V215H88ZM98 215L96 217V215ZM121 214V215H120ZM140 214V215H141ZM210 214V215H209ZM228 216H227V215ZM242 214V215H241ZM249 214L251 216H249ZM23 215V216H21ZM33 215V216H32ZM35 215V216H34ZM68 215V216H66ZM72 217H69V216ZM75 215V216H74ZM95 215V217H94ZM118 215V216H117ZM120 215V216H119ZM212 215V216H211ZM216 215V217L218 218H214ZM58 218H57V217ZM63 216V217H62ZM78 216V217H77ZM82 216V217H81ZM209 216V217H208ZM221 216V217H219ZM223 216V217H222ZM25 217V218H23ZM29 217V219H28ZM77 217V218H76ZM84 217V218H83ZM208 217V218H207ZM213 217V218H212ZM228 217V218H227ZM2 218V219H1ZM35 218V219H34ZM47 218V219H46ZM76 218V219H75ZM97 218V219H96ZM27 219V222H26ZM62 219V220H61ZM73 219V220H72ZM84 221H83V220ZM88 219V220H87ZM93 219V220H92ZM209 219V220H208ZM211 219V220H210ZM19 220V221H18ZM45 220V222H44ZM73 222H72V221ZM76 220V221H75ZM86 220V221H85ZM89 220L91 221L90 223H92L93 227L90 229H87V226L89 224ZM96 220V221H95ZM8 221V222H7ZM34 221V222H33ZM38 221V223H37ZM78 221V222H77ZM32 222V223H31ZM43 222V223H42ZM67 222V223H66ZM71 222V223H70ZM232 222V221H231ZM19 223V224H18ZM37 223V224H36ZM59 223V224H58ZM65 223V224H64ZM96 225H95V224ZM103 224L102 226H100L101 224ZM21 224H23L21 226ZM73 226H72V225ZM84 226L86 227H83ZM264 224V221H263ZM12 225V226H11ZM34 225V226H33ZM36 225V227H35ZM51 225V226H50ZM26 226V227H25ZM59 228H57V227ZM69 226V227H68ZM78 226V227H77ZM82 226V227H81ZM105 226V227H104ZM215 226V225H214ZM218 225H216V229L217 232L222 229L221 226L217 227ZM256 227V225H254ZM253 226V227H254ZM14 227V228H13ZM22 229H20V228ZM35 227V228H34ZM66 227V228H65ZM72 227V228H71ZM95 227V228H94ZM98 227V229H97ZM252 227V228H253ZM24 228V229H23ZM38 228V229H37ZM54 228V229H52ZM85 228V229H84ZM94 228V229H93ZM193 228H199L201 229L200 231L195 232V235H200L201 233L205 236L206 231L204 227H193ZM219 228V230H218ZM4 229V230H3ZM6 229V230H5ZM10 229V230H8ZM20 229V230H19ZM27 229V230H25ZM38 231H36V230ZM44 229V230H43ZM51 229V230H50ZM63 229V230H62ZM67 229V232H66ZM93 229V230H92ZM8 230V231H7ZM25 232H24V231ZM29 230V232H28ZM40 230V231H39ZM50 230V231H49ZM175 230V229H174ZM9 233H7V232ZM31 231V232H30ZM53 231V232H52ZM91 231V232H90ZM15 232V233H14ZM17 232V233H16ZM28 232V233H27ZM66 232V233H65ZM82 232V233H81ZM87 232V233H88ZM106 232V231H105ZM168 233H170L171 231L168 230ZM192 232V231H191ZM13 233V234H12ZM32 233V234H31ZM34 233V234H33ZM36 233V234H35ZM38 233V234H37ZM49 235H48V234ZM51 233H53V235H51ZM62 233H63V237H62ZM223 232H220V234ZM241 233V231H240ZM2 234V235H1ZM8 234V235H7ZM11 234V235H10ZM19 234V237L18 235ZM23 234V235H22ZM8 237H7V236ZM16 235V237H15ZM29 235V237L27 236ZM37 237H34V236ZM40 235H41V239H40ZM46 235V236H45ZM6 236V238H5ZM11 238H10V237ZM13 236V238H12ZM20 236H23L20 238ZM25 236V237H24ZM31 236V238H30ZM58 238H57V237ZM163 236V237H162ZM15 237V238H14ZM43 237V238H42ZM5 240H4V239ZM9 238V239H8ZM27 238V239H26ZM29 238V239H28ZM34 238V239H33ZM37 238V239H36ZM48 238V239H47ZM51 238V239H50ZM159 238V239H158ZM158 238H154V243L159 241H166L168 246L167 247H163L162 246H157V248L159 247L160 250L158 249V254H155V252L153 253V251L151 252L152 254L150 255V253L147 255L145 252L143 253V251L139 252L142 253L140 254V256H136L134 257L137 264L138 263H144L143 259L146 260V263H150V264H156L158 262V264H261V263H257L255 261V259H253V256H246L243 259H234V258H227V254L225 255L224 252L220 253L218 248H213L207 255L208 258H206L205 260L203 259V261L201 262H191L190 260V254L193 250H191V241L190 239H187V235L184 237V240H181V234L178 236V240H174L173 237L169 236V234H167L166 232H163L162 234H158ZM208 238V237H207ZM210 238V237H209ZM3 239V240H2ZM10 239H14V240H10ZM19 239H23L22 241ZM43 239V240H42ZM47 239V240H46ZM54 239V241H53ZM65 239V238H64ZM228 239V238H227ZM4 242H2V241ZM9 240V242H7ZM28 242H26V241ZM30 240V241H29ZM35 240V241H32ZM47 242H46V241ZM66 240V239H65ZM6 241V242H5ZM12 241V242H10ZM39 243H38V242ZM44 241V243H43ZM170 241V242H169ZM20 242V243H19ZM26 242V243H25ZM178 242V245L181 246V249L178 246H175L174 244ZM38 243V244H37ZM163 243V242H162ZM12 244V245H11ZM17 244V246H16ZM32 246H29V245ZM158 244V243H157ZM10 247L9 249L6 247ZM40 245V246H41ZM174 245V247H173ZM12 246V248H11ZM15 246V247H14ZM54 247L56 246L53 245ZM12 251L10 253L7 252ZM173 248V249H172ZM167 249V250H166ZM178 249V251H177ZM217 249V250H216ZM172 252H171V251ZM180 250V251H179ZM198 249H196L195 251H197ZM7 253H6V252ZM163 253H161V252ZM167 252L165 254V252ZM214 251V252H213ZM54 252V251H53ZM218 252V254H217ZM3 253V254H2ZM212 253V254H211ZM165 254V256H163ZM169 254V255H168ZM11 255V256H10ZM67 257L70 256V254H66ZM158 255V256H157ZM162 255V256H161ZM222 255V256H221ZM144 256V258H143ZM148 256V257H147ZM161 256V257H159ZM169 256V257H167ZM11 257V258H10ZM13 257V258H12ZM148 259H147V258ZM150 257V258H149ZM163 257V258H162ZM166 257V258H165ZM128 258V256H127ZM143 258V259H142ZM146 258V259H145ZM153 258V259H151ZM158 260H155L157 259ZM140 261L138 262L137 260ZM162 259V262L161 260ZM165 259V261H163ZM16 260V259H14ZM244 260V261H243ZM149 261V262H148ZM155 261V263H154ZM157 261V262H156ZM167 261V262H166ZM246 262V263H245Z\"/></svg>","mask_w":264,"mask_h":264}]
</instances>
